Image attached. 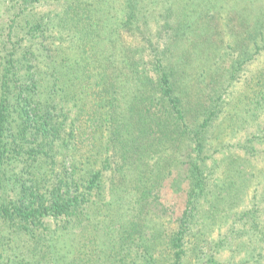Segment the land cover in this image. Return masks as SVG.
<instances>
[{
	"label": "trees",
	"instance_id": "trees-1",
	"mask_svg": "<svg viewBox=\"0 0 264 264\" xmlns=\"http://www.w3.org/2000/svg\"><path fill=\"white\" fill-rule=\"evenodd\" d=\"M2 4L0 264H264V0Z\"/></svg>",
	"mask_w": 264,
	"mask_h": 264
},
{
	"label": "rangeland",
	"instance_id": "rangeland-1",
	"mask_svg": "<svg viewBox=\"0 0 264 264\" xmlns=\"http://www.w3.org/2000/svg\"><path fill=\"white\" fill-rule=\"evenodd\" d=\"M6 4H2L0 5V12L2 14V10L4 11V7H5ZM8 16H4L0 19V24H3L4 22L2 20H7ZM262 62H264V51L262 52V54L260 56L257 57V60L252 62L251 65L248 66V69L247 70H251V71H255V68H257L259 66V64H261ZM248 74V73H246ZM245 75L242 76L241 80L239 81V83H242L243 79H244ZM239 88V85L238 84H235L234 86V89L237 90Z\"/></svg>",
	"mask_w": 264,
	"mask_h": 264
}]
</instances>
